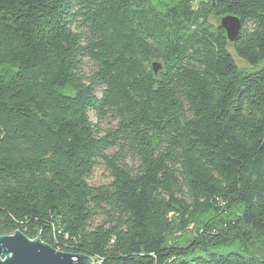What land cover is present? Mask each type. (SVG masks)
Wrapping results in <instances>:
<instances>
[{"label": "trees", "instance_id": "trees-1", "mask_svg": "<svg viewBox=\"0 0 264 264\" xmlns=\"http://www.w3.org/2000/svg\"><path fill=\"white\" fill-rule=\"evenodd\" d=\"M17 230L93 264H264V0H0Z\"/></svg>", "mask_w": 264, "mask_h": 264}, {"label": "water", "instance_id": "water-1", "mask_svg": "<svg viewBox=\"0 0 264 264\" xmlns=\"http://www.w3.org/2000/svg\"><path fill=\"white\" fill-rule=\"evenodd\" d=\"M229 42L237 40L241 30L240 20L231 15L220 18L218 24ZM158 62L152 63L156 74L160 69ZM0 264H93L92 259L82 254L58 251L52 246L35 239L27 238L21 231L0 236Z\"/></svg>", "mask_w": 264, "mask_h": 264}, {"label": "rangeland", "instance_id": "rangeland-1", "mask_svg": "<svg viewBox=\"0 0 264 264\" xmlns=\"http://www.w3.org/2000/svg\"><path fill=\"white\" fill-rule=\"evenodd\" d=\"M209 22L213 25V26H217L220 22V18H215V17H210L209 19ZM228 50L230 51V53L232 54L236 64L238 67L242 68V69H245V68H248L249 66L243 62L241 59H239L238 57H236V55L234 54L233 52V49H232V45L229 44L228 46ZM91 67L92 65L91 64H87L86 67H85V70L88 74L91 73ZM99 94V93H98ZM92 119L94 120V118L92 117ZM100 126L103 130L113 126V123L110 125L109 124V121L108 120H105L103 121L102 123H100ZM87 181L90 183V184H93V185H100V184H106L108 182L111 181V177L109 175V172L105 169L104 165H97L92 174L90 175V177L87 179ZM100 218L97 217L96 218V221H99Z\"/></svg>", "mask_w": 264, "mask_h": 264}]
</instances>
